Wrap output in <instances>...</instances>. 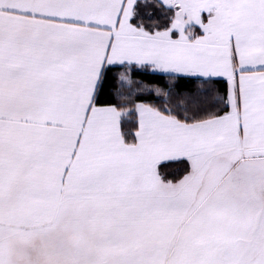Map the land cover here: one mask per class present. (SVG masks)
<instances>
[{"label": "snow or ice", "instance_id": "6c2138e0", "mask_svg": "<svg viewBox=\"0 0 264 264\" xmlns=\"http://www.w3.org/2000/svg\"><path fill=\"white\" fill-rule=\"evenodd\" d=\"M0 264H264V0H0Z\"/></svg>", "mask_w": 264, "mask_h": 264}]
</instances>
